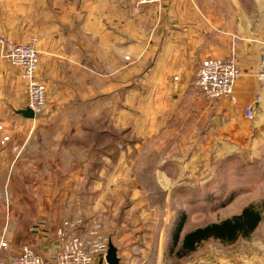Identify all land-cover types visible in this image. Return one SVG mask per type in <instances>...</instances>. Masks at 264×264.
Returning a JSON list of instances; mask_svg holds the SVG:
<instances>
[{
	"label": "crops",
	"instance_id": "crops-1",
	"mask_svg": "<svg viewBox=\"0 0 264 264\" xmlns=\"http://www.w3.org/2000/svg\"><path fill=\"white\" fill-rule=\"evenodd\" d=\"M1 35L38 39L37 75L47 89L42 111L27 117L22 69L0 45L6 260L26 245L50 259L73 235L87 244L109 237L128 180V154L168 125L206 122L208 101L196 85L202 60L236 57L245 71L234 85L236 102H214L220 118L242 121L248 106L254 108L249 120L264 115L257 76L264 0H0ZM191 132L189 126L184 135L195 137ZM93 264L108 263L98 257ZM229 264H264V239L237 250Z\"/></svg>",
	"mask_w": 264,
	"mask_h": 264
},
{
	"label": "rangeland",
	"instance_id": "rangeland-1",
	"mask_svg": "<svg viewBox=\"0 0 264 264\" xmlns=\"http://www.w3.org/2000/svg\"><path fill=\"white\" fill-rule=\"evenodd\" d=\"M217 100L207 99L205 123L168 125L128 154L127 184L108 233L109 243L119 248V264H229L237 250L244 253L249 243L264 239V115L225 121L214 108ZM189 126L195 137L184 135ZM252 203L262 209L263 220L250 238L232 244L211 238L178 255L181 221L180 242L190 230L240 214Z\"/></svg>",
	"mask_w": 264,
	"mask_h": 264
},
{
	"label": "built area",
	"instance_id": "built-area-1",
	"mask_svg": "<svg viewBox=\"0 0 264 264\" xmlns=\"http://www.w3.org/2000/svg\"><path fill=\"white\" fill-rule=\"evenodd\" d=\"M162 0H138L140 5L158 4ZM0 45L3 47L5 57L22 69L28 94V105L35 114L42 111L47 101V89L45 83L38 77L37 71L40 62L39 50L36 40L28 43H16L12 39L0 36ZM264 46V41H263ZM245 75L236 57L206 58L197 68L196 85L201 89L207 99H230L236 102L234 85L236 81ZM258 79L264 91V53L260 59ZM177 79V77H175ZM248 119L254 117V108L248 106L245 109ZM0 130L2 126L0 125ZM8 136L1 139L5 144ZM61 235L62 232L60 233ZM5 242L0 245V264H93L98 257H106L109 241L108 238L96 237L89 244L78 236H71L63 247L52 258H45L32 246L22 247L20 253L9 260L3 257Z\"/></svg>",
	"mask_w": 264,
	"mask_h": 264
},
{
	"label": "trees",
	"instance_id": "trees-1",
	"mask_svg": "<svg viewBox=\"0 0 264 264\" xmlns=\"http://www.w3.org/2000/svg\"><path fill=\"white\" fill-rule=\"evenodd\" d=\"M262 220V209L252 203L240 214L190 230L180 242L179 235L183 228V221H181L175 233V242L180 243L178 255L184 256L195 251L203 241L211 238L220 240L224 244L250 238Z\"/></svg>",
	"mask_w": 264,
	"mask_h": 264
},
{
	"label": "water",
	"instance_id": "water-1",
	"mask_svg": "<svg viewBox=\"0 0 264 264\" xmlns=\"http://www.w3.org/2000/svg\"><path fill=\"white\" fill-rule=\"evenodd\" d=\"M23 113L30 118L35 117V112L31 108L23 110ZM106 261L108 264H119V257L117 255V247L110 242L108 252L106 255Z\"/></svg>",
	"mask_w": 264,
	"mask_h": 264
}]
</instances>
